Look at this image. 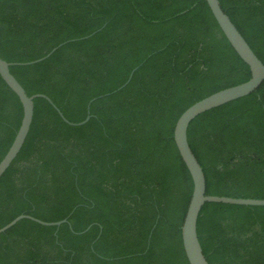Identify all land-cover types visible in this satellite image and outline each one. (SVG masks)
Masks as SVG:
<instances>
[{
    "label": "trees",
    "instance_id": "trees-1",
    "mask_svg": "<svg viewBox=\"0 0 264 264\" xmlns=\"http://www.w3.org/2000/svg\"><path fill=\"white\" fill-rule=\"evenodd\" d=\"M220 3L264 62V0ZM0 56L70 121L89 102L92 114L70 124L34 98L0 176V227L21 213L68 221L18 220L0 233V264H190L182 224L193 179L174 127L197 100L251 76L208 2L0 0ZM22 116L0 74V160ZM188 141L207 193L264 198V81L197 115ZM197 229L209 264H264V205L206 202Z\"/></svg>",
    "mask_w": 264,
    "mask_h": 264
},
{
    "label": "water",
    "instance_id": "water-1",
    "mask_svg": "<svg viewBox=\"0 0 264 264\" xmlns=\"http://www.w3.org/2000/svg\"><path fill=\"white\" fill-rule=\"evenodd\" d=\"M211 8L213 15L215 16L218 24L220 25L222 31L237 51V53L242 57V59L249 65L251 76L248 80L241 83L225 87L223 89L217 90L202 99L197 100L190 106H188L178 117L175 127H174V139L178 150L186 163L192 179H193V191L188 204V208L184 217L182 224V238L183 245L186 252V256L190 264H209V261L203 251L199 235H198V218L202 207L206 202H223L232 204H244V205H264V198H252V197H235L228 195H217L207 193L206 190V177L197 157L195 156L189 141H188V127L191 121L200 113L205 112L211 108L217 107L231 100L245 96L253 91H255L264 81V62L255 53L253 48L250 46L248 41L245 39L243 34L231 20L230 16L223 9L220 0H206ZM61 45V44H60ZM60 45L54 47L48 54L38 58L36 60L27 62L32 63L40 61L50 55L55 49ZM11 62L7 61L0 56V74L10 88L16 92L19 96L23 105V116L21 120L20 127L14 137V140L9 147L6 154L0 160V176L5 172V170L12 163L14 158L20 151L26 136L29 132L33 115H34V98L44 97L46 98L59 112L61 117L70 124L80 125L85 123L90 117V103L88 104V114L86 118L79 122L70 121L60 110V108L53 102L51 97L45 93H35L29 95L23 85L18 81L15 75L10 70ZM136 68H134L135 70ZM133 70V71H134ZM130 74V77L133 74ZM123 84L122 86H124ZM121 86V87H122ZM22 218H30L37 222L45 225H60L61 223L67 222L68 218H63L56 221H46L35 217L31 214L21 213L13 218L11 221L0 227V233L5 231L12 225H14L18 220ZM90 227V226H89ZM88 227V228H89Z\"/></svg>",
    "mask_w": 264,
    "mask_h": 264
}]
</instances>
